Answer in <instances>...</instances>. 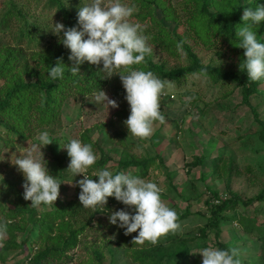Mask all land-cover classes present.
Returning a JSON list of instances; mask_svg holds the SVG:
<instances>
[{
	"label": "rangeland",
	"instance_id": "1",
	"mask_svg": "<svg viewBox=\"0 0 264 264\" xmlns=\"http://www.w3.org/2000/svg\"><path fill=\"white\" fill-rule=\"evenodd\" d=\"M160 4L174 10V15L181 17V11L178 7L180 0H158ZM87 0H78L74 2V6L79 8L85 4ZM126 3H133V0H126ZM45 0H38L29 10L31 14L38 6H44ZM148 13H153L160 25L169 32L170 37L175 38L180 34L183 38L190 36V33L182 25V20L179 24L164 19L160 8L152 6L150 12H146L136 6L130 22L138 23L144 34L150 37L147 41L151 48V54L146 55L151 58L155 64L165 61L166 69H171L176 66H185L187 60L182 50L176 52L177 56H171L166 50L153 44L151 38L156 36L157 28L155 24H151L148 20ZM46 16L50 17L51 12L46 11ZM138 16V17H137ZM36 18V17H35ZM34 18V19H35ZM53 16L48 20L44 18L41 25L46 28L42 34L51 35V42H55L58 36H55L49 31L51 22L53 24ZM40 21V20H39ZM40 23V22H39ZM154 34V36H153ZM46 37V38H47ZM57 38V39H56ZM7 37L0 34V43H6ZM44 44L41 40L39 44L31 45L30 50H37ZM43 47V46H42ZM192 50L200 60L204 67L221 66L227 70L230 65L236 61V55L227 51L224 44L215 42L211 48L198 42L192 44ZM221 47L224 49V54L220 59L215 55L216 49ZM22 53L23 56L19 59L20 67L26 64L28 67H33L37 71L42 72L41 67L30 58V55ZM122 69L114 70V74L105 79L100 90L104 91L109 99L115 100L118 107L115 109H107L96 103L93 94L82 97L81 95L70 94L63 100L59 107V116L57 123L50 128H41L35 130L31 137L22 141L16 136H11L9 139L4 133L3 127L0 125V177L13 181L15 186L20 191L23 190L20 177L21 173L13 164L17 157H23L26 154V148L31 149L32 145L37 143L38 134L41 131H47L51 138L52 148L47 145L41 148L43 157L54 159V155L64 153L61 149L64 143L69 139H78L82 132L88 131L86 137L88 142L95 143L100 146L104 152L110 157L111 165L114 162L129 159L143 160L149 157L153 160L151 168L142 178L145 180H153L159 185H164L161 193V200L170 208L175 209L177 216L182 215L185 211H189L187 217L177 218V223L180 228L172 235L178 236V241H166L168 234L164 235V252H189L187 262H195L201 264L202 257L198 253H193L206 246H214L213 231L208 233L209 238L198 239L200 230L205 226L209 213L206 209L205 201H210V192H215L217 195L229 197L230 192L225 187V182L218 176L214 175L211 159L218 158L227 161L225 166L228 167L230 158L238 165L236 171L240 172L241 176L234 177L231 180L230 190L237 192L241 200L253 199L264 188V173L258 167L264 161V147L259 142L256 135L251 136L249 140L239 138V136L249 132L253 134L259 131L258 125L251 126L249 112L244 107H239L241 98L239 89L233 84H213L207 78H201L199 74H189L177 82L172 83L170 88L164 90L160 97V112L164 116V122H154L152 135L144 140L133 137L128 134L127 128L123 121L129 115V106L121 93L124 91L121 85L119 74H125ZM119 73V74H117ZM104 77V73H102ZM156 75V74H154ZM26 81H32L31 78L25 77ZM5 79H0V86L5 83ZM188 91L190 95L186 96V102H180L182 91ZM261 93L250 98V104L255 107L259 119L264 121V85L260 90ZM196 93L198 100V110L194 108L188 101L191 96ZM250 124V127H249ZM7 144H5V141ZM246 143V144H244ZM131 145V147H130ZM60 146V147H59ZM56 153V154H55ZM98 154V152H97ZM155 154L160 155L163 159L160 161L154 158ZM205 157L202 167L192 165V161L198 156ZM99 155L97 156V158ZM49 163V162H48ZM52 163V162H50ZM222 162H218V166ZM255 164V165H252ZM68 167V166H67ZM249 167L250 173L245 172V168ZM115 171V168L108 169ZM67 180L69 187L60 194V199H73L78 197L80 191L76 184V191L72 186V181L82 179L81 175L73 174L70 170L67 171ZM133 172V170H132ZM13 173V175H11ZM158 173V175H155ZM201 177V182L197 179ZM23 178V177H22ZM252 179H254L252 181ZM96 177H94V181ZM252 181V182H250ZM173 187L175 190H173ZM2 189L0 182V191ZM59 198L53 203L54 207L58 205ZM6 198L3 193H0V201L5 202ZM49 205H43L39 208L40 211L49 210ZM124 209L121 206H116V210ZM131 213V209H124ZM91 212L88 210L87 214ZM231 214L227 221L221 224V235L219 242L224 243L229 248L237 250V259L240 264H256L259 259L264 263V202L263 200H255L253 203L243 206L241 203L236 205L234 211H229ZM24 216H26L24 214ZM1 218V213H0ZM181 218V219H180ZM74 219V218H73ZM102 223L103 226L98 231H86V236L81 238L80 243L69 252L77 253L76 257L70 264H84L79 262L80 259L85 261L87 258L94 260L91 264H109L110 257H114L117 264H133L131 252L122 254V249L114 241L120 228L115 225H110L108 219ZM78 221H84L80 219ZM77 227V225H74ZM29 226H25L24 230L17 232V243L23 241V246L19 250H5L2 247V241L6 239L5 234H0V264H29L24 259L36 251V248L42 247L36 245L37 236L34 232L28 238ZM168 236V237H165ZM163 237V236H162ZM160 237V238H162ZM25 239V240H24ZM260 239V240H259ZM45 245L48 243L44 242ZM44 245V246H45ZM98 256L100 261H98ZM55 264V262H52Z\"/></svg>",
	"mask_w": 264,
	"mask_h": 264
},
{
	"label": "trees",
	"instance_id": "2",
	"mask_svg": "<svg viewBox=\"0 0 264 264\" xmlns=\"http://www.w3.org/2000/svg\"><path fill=\"white\" fill-rule=\"evenodd\" d=\"M76 1L78 0H45L44 6H38L36 10L29 14V10L35 3H38V0H0V34L7 37L6 43H0V79L4 78L6 80L0 86V125L3 127L8 139L11 136H16L19 140L24 141L30 138L35 130L41 128L52 129L58 121L59 107L62 101L68 98V95L76 94L82 97L91 95L97 89H100L105 82V79H102V73L99 72L102 64L90 65L87 62L79 65L77 75L65 70L62 79L53 80L47 77L46 71L49 67L55 66L58 58L66 68L71 67L72 62L67 59L69 52L58 42L59 40L51 42V35L47 37V35L42 34L46 28L41 25V22L44 18L49 20L53 16L54 23L60 22L66 28L73 26L78 28L76 24L78 8L73 5ZM133 3L139 7V10L142 11L143 9L146 12H150L152 6L155 5V7L161 9L164 19L177 24L182 20V25L190 33V36L183 38L180 34H177L175 38L170 37L169 32L160 25L153 13H148V20L151 24H155L157 28V34L156 36L153 34L154 37L151 38V42L161 48H166L171 56H177V45L179 44V50L183 51L187 64L166 69L163 59L161 63L155 64L149 56H145L142 64L132 67L143 71H151L161 80L171 81V83L177 82L189 74H199L203 70L207 74V79L213 84H233L235 88L239 89L241 98L239 107L248 110L251 126L258 125L259 127V131L253 134L248 129V132L239 136V138L249 140L251 136L256 135L264 147V121L259 119L255 107L250 104V98L261 93L260 90L264 85V80L250 81L247 79L246 73L242 69L240 70L239 64L243 60V49L238 48V37L235 35V27L241 24L240 17L243 10L247 7L254 8L256 4L264 5V0H180L178 7L182 19H180V16L174 15L173 9L160 4L158 0H133ZM46 11L51 12L50 17L46 16ZM256 35L258 41L264 42V22H261L256 28ZM60 37H62V33ZM41 40H44L43 47L40 46L37 50H30L31 45L39 44ZM198 42L211 48H215V42L224 44L227 51L236 55V61L227 70L222 69L221 66L204 67L192 50V44ZM27 51H29L27 54L30 55V58L41 67L42 72L33 67H28L26 64H23L22 67L18 65L19 59L23 56L22 53ZM223 54L224 49L222 50L221 47L216 49L217 59L221 60ZM25 77L31 78L32 81H26ZM181 93L183 98H179V101L186 102L188 99L186 96L190 93L186 90ZM121 94L125 95L124 91ZM192 94L194 95L191 96V100L188 102L197 109L196 102L202 100L198 98L196 93ZM87 132H82L78 139L82 143L90 144L93 152L97 156L99 155L96 162L88 169V175L93 180L92 173L105 167L108 169L115 168L113 174L126 172L141 178L144 174L146 176L147 171L152 167L153 160H150L149 157L143 160L137 158L126 159L107 165L111 160L110 157L100 146L87 141ZM10 141L9 139L8 144ZM4 142L7 144L6 140ZM47 146L52 148L51 143ZM158 156L162 161L163 158L160 155L155 154L154 158L159 160ZM53 157L54 159H48L45 156L43 159L47 161L49 173L64 182L59 186V198L71 182L67 180L68 172L66 171L69 158L66 151ZM204 160L205 157L200 155L195 161L193 159L191 164L202 167ZM219 161L222 163L218 166ZM226 163L227 161L224 158H213L210 165L214 175L225 182V187L230 192V196L221 197L217 193L209 191L211 200L205 201L209 217L205 226L200 230V236H198V239L209 238L208 233L213 231L214 246L212 247L223 250L230 249L224 243L218 241L221 235L222 222L227 221L231 216L227 213L231 210L234 211L238 203L246 206L255 200H263L264 202V188L256 197L247 200H241L237 192L230 190L232 178L239 177L241 174L236 171L238 165L233 159L230 158L228 167L225 166ZM258 167L264 173V162L259 163ZM249 169V167H246L245 172L250 173ZM19 179L22 185L23 178L20 177ZM197 181L201 182V177ZM0 182L2 186L0 193H3L6 198L4 203L0 201V222H4L6 227L4 233L6 239L2 241V247L5 250L12 251L21 249L24 244L23 241L21 243L16 242L18 238L16 234L24 230L25 226H29L28 238L34 232L37 236L36 245L42 246H38L33 254L31 252L29 255L27 254L24 261L29 264H52V262H55V264H70L77 253L73 252L70 256L69 252L80 243L81 238L86 236L87 230H89L88 232L92 230L96 232L102 228L103 218L107 220L109 213L115 211L116 206L128 209L114 198L108 197L102 208L91 209V212L87 214L89 209L83 208L78 201V197L75 196L73 199L59 198L61 201L58 202L56 207L53 204V206L49 205V210L40 211L39 208L43 205L31 206V201L23 199V190L17 189L13 181L3 178ZM162 184L159 186L163 189L164 185ZM72 186H74L73 190L76 191V181H72ZM173 190H175L174 187ZM188 213L189 211H185L177 218H185ZM80 219L84 221H78ZM74 225H77V227H74ZM168 235L169 237L165 236L168 237L166 241L175 242L179 239L178 236L172 235V233ZM135 236V232L125 235L124 230L120 229L117 236L114 237V241L122 249L123 255L128 251L131 252L133 264H188L187 255L189 252H164V236L159 238L155 245L148 242L137 245L133 242ZM260 241L264 243L263 238ZM44 242H49V244L45 245ZM204 247H206V244ZM92 257L93 259L87 258L85 261L80 259L79 262L91 264L95 258ZM98 261H100L99 256ZM109 264H117L113 256L110 257ZM191 264H195V262H191ZM256 264L264 263L259 259Z\"/></svg>",
	"mask_w": 264,
	"mask_h": 264
},
{
	"label": "clouds",
	"instance_id": "3",
	"mask_svg": "<svg viewBox=\"0 0 264 264\" xmlns=\"http://www.w3.org/2000/svg\"><path fill=\"white\" fill-rule=\"evenodd\" d=\"M135 10V4L126 3L125 0H87L76 13L78 28H66L60 22H51L49 31L58 37L62 33L58 42L68 50L67 59L72 62V66L66 68L58 58L55 66L49 67L46 73L53 80L62 79L65 70L77 75L79 65L87 62L90 65L102 64L99 72L104 73L102 79H107L114 74V70L122 69L125 74H117L129 106V115L123 124L128 134L144 140L152 135L154 122H164V116L159 110L160 97L172 83L161 80L151 71L132 67L142 64L145 56L152 51L147 44L150 37L144 34L138 23L130 22ZM240 19L241 24L235 27L238 48L243 49V60L239 68L246 73L248 80L262 81L264 42L257 40L256 28L264 22V5L245 8ZM177 48L180 49L179 44ZM199 76L207 78L203 70ZM93 98L107 111L118 107L117 102L109 99L100 89L93 93ZM37 141L31 149L27 147L26 154L17 157L13 164L23 177V199L30 200L33 207L53 206L59 195V186L64 182L49 173L47 161L43 159L41 148L52 142L49 133L41 131ZM60 148L66 151L69 158L66 171L70 170L73 177H83L76 181L80 189V205L94 210L102 208L107 198L112 197L131 209V213L124 209L110 212L108 223L123 229L125 235L135 232L133 242L137 245L145 242L155 245L160 237L175 233L180 228L177 212L161 200L163 189L157 182L126 172L113 174L107 167L92 173V177H96L94 181L89 177L88 169L96 162L97 155L90 144L73 138ZM2 179L0 177V181ZM5 232V223L0 222V234ZM193 253L200 254L201 264H240L235 248L223 250L206 246Z\"/></svg>",
	"mask_w": 264,
	"mask_h": 264
}]
</instances>
